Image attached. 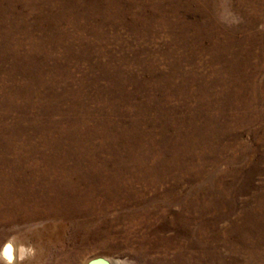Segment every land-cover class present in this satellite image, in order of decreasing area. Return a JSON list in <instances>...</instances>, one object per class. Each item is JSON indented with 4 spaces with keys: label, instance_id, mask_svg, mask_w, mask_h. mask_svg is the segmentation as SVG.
<instances>
[{
    "label": "rangeland",
    "instance_id": "1",
    "mask_svg": "<svg viewBox=\"0 0 264 264\" xmlns=\"http://www.w3.org/2000/svg\"><path fill=\"white\" fill-rule=\"evenodd\" d=\"M36 147L96 203L1 209L16 264H264V0H0V171Z\"/></svg>",
    "mask_w": 264,
    "mask_h": 264
},
{
    "label": "bare ground",
    "instance_id": "2",
    "mask_svg": "<svg viewBox=\"0 0 264 264\" xmlns=\"http://www.w3.org/2000/svg\"><path fill=\"white\" fill-rule=\"evenodd\" d=\"M16 150H19V159L17 160L15 166H13L12 163H5L6 158L2 157L4 161L1 162H4V165L9 164L7 167H10L13 172L9 170L8 172L0 171V181L9 182L13 180L14 182H18L19 184H16L18 189L19 186L20 188L23 187V185H21L23 183L20 182L26 181L27 179H29L30 182L37 180L38 186L35 187L34 190L32 189V191H35L37 188L41 189L44 182H47L50 185V190H45V196H43L42 194H39V191L44 190L37 189L35 192H31V195H27L28 199L22 200V198H20L22 201H20L17 197L19 195V190H15L16 193L13 196L15 199H9L0 204V210L3 209L4 213L1 217L8 215L9 212L13 210H22L24 211V215H21V218L38 219L54 214L63 216L62 213L69 210L75 214L74 218H80V220L82 219L84 221L85 219L87 220V216L93 214L94 204L96 203L94 191H84L82 189L81 184L83 183L82 180L85 176L78 164L59 163L55 154L50 151L48 153L44 149H39L37 147L27 149L20 148ZM33 151H39L42 153L41 156L44 157V163L41 164L40 160H33V162L29 164L22 165L26 162V160L21 157L22 153L27 152V155L30 156V153ZM66 190L69 191V193H67ZM16 194L18 195L16 196ZM82 194L87 195L84 202L82 201ZM46 231L40 233L38 238L41 237L40 239H42L43 243L46 242L50 245V243L52 244L53 237L57 233H49V231ZM1 255L6 260L7 264H16L20 260L21 256H31L32 252L8 242L3 247ZM95 258H92L91 260ZM111 264L113 263L111 262ZM114 264L122 263L120 261H114Z\"/></svg>",
    "mask_w": 264,
    "mask_h": 264
},
{
    "label": "crops",
    "instance_id": "3",
    "mask_svg": "<svg viewBox=\"0 0 264 264\" xmlns=\"http://www.w3.org/2000/svg\"><path fill=\"white\" fill-rule=\"evenodd\" d=\"M40 233H42V231H38L37 233L35 232V235L36 236H38V234H40ZM41 238V237H40ZM40 238H38V237H36V239L37 240H40V242L41 243H43V241H42V239H40ZM37 249V248H36ZM2 253V252H1ZM1 253H0V260L4 263V264H7V262H6V260L3 258V256L1 255ZM41 249L39 248L38 249V251L36 252V255H32V256H35V257H38V258H42V257H44V253H42V255H41ZM32 256L30 257V256H25V257H29V259L30 258H32ZM24 258V257H23Z\"/></svg>",
    "mask_w": 264,
    "mask_h": 264
},
{
    "label": "water",
    "instance_id": "4",
    "mask_svg": "<svg viewBox=\"0 0 264 264\" xmlns=\"http://www.w3.org/2000/svg\"><path fill=\"white\" fill-rule=\"evenodd\" d=\"M87 264H111V262L103 257H97L90 260Z\"/></svg>",
    "mask_w": 264,
    "mask_h": 264
}]
</instances>
